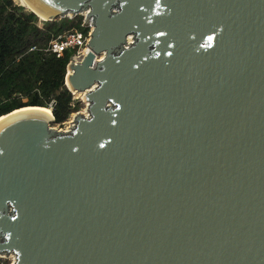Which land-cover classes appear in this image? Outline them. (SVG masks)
Wrapping results in <instances>:
<instances>
[{"label": "water", "instance_id": "water-1", "mask_svg": "<svg viewBox=\"0 0 264 264\" xmlns=\"http://www.w3.org/2000/svg\"><path fill=\"white\" fill-rule=\"evenodd\" d=\"M25 1L41 20L89 10L65 75L87 114L0 122V254L264 264V0Z\"/></svg>", "mask_w": 264, "mask_h": 264}, {"label": "trees", "instance_id": "trees-1", "mask_svg": "<svg viewBox=\"0 0 264 264\" xmlns=\"http://www.w3.org/2000/svg\"><path fill=\"white\" fill-rule=\"evenodd\" d=\"M81 20L79 15L41 20L14 0H0V116L36 105L51 108L53 122L61 123L78 110L79 101L65 85L73 51L56 57L45 49L67 30L86 32Z\"/></svg>", "mask_w": 264, "mask_h": 264}, {"label": "built area", "instance_id": "built-area-1", "mask_svg": "<svg viewBox=\"0 0 264 264\" xmlns=\"http://www.w3.org/2000/svg\"><path fill=\"white\" fill-rule=\"evenodd\" d=\"M81 16V25L86 28V32H83L79 29H70L65 32H63L61 35L57 36L54 40L50 41L48 48L45 49L47 52H52L55 54L56 57H60L62 52L66 49L72 50V54L70 56V59L68 62L78 63V57H83L86 53V48L88 47L86 43L88 42L90 38V33L93 30V19L92 17H88L89 10H84L79 13H77L74 16H65L68 18H73L75 16ZM63 18V17H62ZM31 50L34 49V47L30 48ZM67 71V69H66ZM73 119H70L67 126L63 129H57L60 131H68L70 130L74 124ZM4 257L3 254H0V261Z\"/></svg>", "mask_w": 264, "mask_h": 264}, {"label": "rangeland", "instance_id": "rangeland-1", "mask_svg": "<svg viewBox=\"0 0 264 264\" xmlns=\"http://www.w3.org/2000/svg\"><path fill=\"white\" fill-rule=\"evenodd\" d=\"M16 3L22 4V2L20 0H14ZM27 9V8H26ZM29 10V9H28ZM130 39V38H129ZM73 99L76 101H79V107L77 111H74L70 114V116L63 122L61 123H54V122H50V126L54 129H63L67 126L68 122L70 119H73L74 115L77 112H80L82 114H87L86 108H87V103L84 100V96L81 92L78 93H72ZM11 256H13L11 253L9 254H4V257L1 259L0 264H11L12 263V258Z\"/></svg>", "mask_w": 264, "mask_h": 264}, {"label": "bare ground", "instance_id": "bare-ground-1", "mask_svg": "<svg viewBox=\"0 0 264 264\" xmlns=\"http://www.w3.org/2000/svg\"><path fill=\"white\" fill-rule=\"evenodd\" d=\"M21 2H22V4L27 8V9H31L30 7V5L25 1V0H20ZM39 15H41V14H39ZM42 17H44L43 15H41ZM128 38H130V37H128ZM130 40V39H129ZM86 51L88 50V47L85 49ZM100 56H102V53L100 54ZM68 73H72V71L71 70H69L68 71ZM67 73V74H68ZM73 93H75V92H73ZM76 93H78V92H76ZM82 93V92H81ZM82 94H84V93H82ZM33 109H39V110H43L44 112H46L47 114H50V112H51V110H50V108L48 107H33V106H25V107H21V108H19V109H16V110H13L12 112H10V113H8V114H6V115H3V116H0V122L1 121H3L4 119H6V118H8V117H11V116H14V115H17V114H20V113H22V112H25L26 110H33ZM13 255V254H12ZM11 258H12V261L14 260V255L13 256H11Z\"/></svg>", "mask_w": 264, "mask_h": 264}, {"label": "snow or ice", "instance_id": "snow-or-ice-1", "mask_svg": "<svg viewBox=\"0 0 264 264\" xmlns=\"http://www.w3.org/2000/svg\"><path fill=\"white\" fill-rule=\"evenodd\" d=\"M210 43H211V37H209V46H210Z\"/></svg>", "mask_w": 264, "mask_h": 264}]
</instances>
